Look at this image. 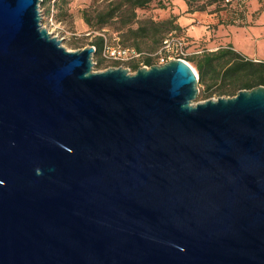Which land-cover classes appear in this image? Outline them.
Masks as SVG:
<instances>
[{
  "label": "water",
  "instance_id": "1",
  "mask_svg": "<svg viewBox=\"0 0 264 264\" xmlns=\"http://www.w3.org/2000/svg\"><path fill=\"white\" fill-rule=\"evenodd\" d=\"M41 1L0 0V264H264V85L95 71Z\"/></svg>",
  "mask_w": 264,
  "mask_h": 264
},
{
  "label": "rangeland",
  "instance_id": "2",
  "mask_svg": "<svg viewBox=\"0 0 264 264\" xmlns=\"http://www.w3.org/2000/svg\"><path fill=\"white\" fill-rule=\"evenodd\" d=\"M112 0H68L67 3L55 1L40 2L42 24L53 35L63 40L68 50H78L94 46L100 34H106L108 44L122 45L121 32L116 26L121 25L122 18H117L103 30L90 27L84 19V11L95 15L97 11L105 10ZM194 0L190 11L187 0H154L147 8L137 9V20L164 21L173 19L180 29L175 32L186 42V58L201 54L205 50H217L221 46L232 44L233 48L248 58L264 60V0ZM95 22V19H94ZM133 25L136 27L138 23ZM144 51L147 48L158 50L156 44L145 39L141 41ZM95 47V46H94ZM96 48V47H95ZM197 71L193 62L187 60ZM94 70L102 71L109 67H125L134 73V61L120 64L106 58L104 51L93 54ZM100 63V65L98 64ZM143 67V66H142ZM203 86L199 85V95L196 101H203L200 94ZM229 97L232 95H223ZM216 94L210 98H217Z\"/></svg>",
  "mask_w": 264,
  "mask_h": 264
},
{
  "label": "trees",
  "instance_id": "3",
  "mask_svg": "<svg viewBox=\"0 0 264 264\" xmlns=\"http://www.w3.org/2000/svg\"><path fill=\"white\" fill-rule=\"evenodd\" d=\"M55 1L56 3H67L68 0H43V3ZM154 0H112L110 5L102 11H97L95 15L84 11V19L90 27L103 30L117 18L123 20L121 25L116 29L121 32V42L123 48H133L141 53L140 61L147 65L155 64V54L162 47L164 39L170 33H176L181 26L176 24L173 19L164 21H141L137 20V9L147 8ZM190 11L193 8L194 0H187ZM219 0H212L215 3ZM95 19V22H94ZM137 22L138 26L133 23ZM178 35V34H177ZM179 36V35H178ZM145 39L152 40L158 50L147 48L144 51L141 41ZM106 34H100L97 40L92 43L96 47L97 53L104 51L108 44ZM193 62L198 73L199 85L203 86L200 94L201 99H209L214 96L236 95L242 89H251L259 85H264V60H254L248 58L241 52L233 48L232 44L221 46L217 50H205L201 54L186 58ZM134 70L140 67L139 62L134 61ZM100 65V63H98Z\"/></svg>",
  "mask_w": 264,
  "mask_h": 264
},
{
  "label": "built area",
  "instance_id": "4",
  "mask_svg": "<svg viewBox=\"0 0 264 264\" xmlns=\"http://www.w3.org/2000/svg\"><path fill=\"white\" fill-rule=\"evenodd\" d=\"M186 53L185 40L181 36H178L176 33H170L164 39L160 50L151 55L156 58L155 64L162 65L173 59L185 60ZM104 54L106 58L114 62H118L122 65L130 61H136L139 62L140 67L150 66L140 61L141 53H138L133 48H123L120 45H107L104 49Z\"/></svg>",
  "mask_w": 264,
  "mask_h": 264
},
{
  "label": "crops",
  "instance_id": "5",
  "mask_svg": "<svg viewBox=\"0 0 264 264\" xmlns=\"http://www.w3.org/2000/svg\"><path fill=\"white\" fill-rule=\"evenodd\" d=\"M254 60H259L260 58H253Z\"/></svg>",
  "mask_w": 264,
  "mask_h": 264
}]
</instances>
